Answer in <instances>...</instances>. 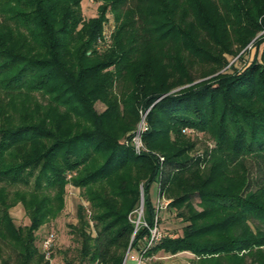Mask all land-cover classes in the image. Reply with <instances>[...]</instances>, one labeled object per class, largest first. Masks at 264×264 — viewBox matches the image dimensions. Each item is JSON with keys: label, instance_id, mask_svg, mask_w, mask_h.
Masks as SVG:
<instances>
[{"label": "trees", "instance_id": "obj_1", "mask_svg": "<svg viewBox=\"0 0 264 264\" xmlns=\"http://www.w3.org/2000/svg\"><path fill=\"white\" fill-rule=\"evenodd\" d=\"M93 1L85 19L82 0H0V242L16 264H48L36 232L64 209L70 184L91 212L78 204L70 225L80 263L123 264L150 236L157 182L184 225L145 258L187 251L191 264H264V47L261 61L193 83L264 29V0ZM138 107L150 108L142 140L164 168L122 142ZM184 128L215 141L206 169L188 157ZM18 202L24 226L9 213Z\"/></svg>", "mask_w": 264, "mask_h": 264}, {"label": "rangeland", "instance_id": "obj_2", "mask_svg": "<svg viewBox=\"0 0 264 264\" xmlns=\"http://www.w3.org/2000/svg\"><path fill=\"white\" fill-rule=\"evenodd\" d=\"M96 7L97 3L93 0H82V13L84 18H89L95 16L96 14ZM110 20L106 21L105 25H108V29L111 31L114 30L116 24L114 19H112V14L107 13L106 18ZM264 38V29L259 31L251 40L248 42L236 55H225L227 60V64L222 67L218 72L214 74L207 75L199 80H196L193 83L207 80L213 76H216L220 73H229L232 74L236 70H241L245 65L250 63L253 59H257L261 61V52L264 47V42L256 46L255 40L259 38ZM192 83V84H193ZM188 86V85H186ZM186 86L176 87L170 90L167 94L171 92H176ZM166 94V95H167ZM95 110L100 113L105 108L106 105L98 100L94 103ZM150 108L142 109L137 108V115L138 119L133 127L130 130L126 137L122 139V142H126L130 140L132 133L138 128L141 120L145 117V121L147 122V115ZM148 130V129H147ZM145 133V132H144ZM182 133L192 142H194V147L188 152V157L196 159L198 157L205 158L203 162L200 163L201 169H206L209 166L210 155L212 153V149L215 148V141L213 138L204 132L196 131L195 129H182ZM128 139V140H127ZM143 142V140H142ZM143 145L145 150L137 155L141 154H151L158 157L160 167L164 168V157L159 154L156 150L150 149L144 142ZM136 154V153H135ZM168 170H176V168L166 167ZM70 175H68V178ZM251 176H255V170H251ZM9 190H13L9 188ZM150 197L151 201L155 206V213L154 217L156 216V206L158 205H165V207L170 202V198L162 195H158V183L154 182L151 184L150 189ZM156 201L157 204H156ZM142 202V206L141 205ZM199 199L196 197L194 198V205L197 209ZM78 204H82L85 208V214L89 217L90 215V207L88 202L83 198L81 191L79 188L74 187L70 184L66 186L65 189V206L61 213L54 219L48 220L43 226L37 230L36 235L41 234V239L45 236H51V254L49 258L44 256V260L48 261V264H82L80 263V256H79V241L77 240L76 236L72 233V229L70 225H75L77 223L76 218V206ZM143 209V196L142 193L140 195V204L139 209ZM9 213L17 226H24L29 223L28 217L25 213V210L21 203H16L12 206L9 210ZM158 214L160 215L161 219L158 221V227L162 235L165 234H177L180 235L182 232V226L184 222L176 216V210L171 209L167 210L165 208L159 209ZM138 216V215H137ZM138 219V217H137ZM137 222V220H136ZM91 223V222H90ZM154 224V219H153ZM39 240L37 244L39 245ZM145 258V257H144ZM195 258L194 254L190 252H180L175 255H170L164 252H159L155 254L153 257L145 258V264H191V260ZM129 262V261H128ZM0 264H16V257L13 251L9 249V247L0 242Z\"/></svg>", "mask_w": 264, "mask_h": 264}, {"label": "built area", "instance_id": "obj_3", "mask_svg": "<svg viewBox=\"0 0 264 264\" xmlns=\"http://www.w3.org/2000/svg\"><path fill=\"white\" fill-rule=\"evenodd\" d=\"M108 27V26H107ZM105 28V31L103 33L104 35V39L106 41H108L109 36H110V32L111 30L108 28ZM148 129V125L145 121V117L142 118L138 128L132 133L130 140H128V142L130 143L134 153L138 154L141 153L145 150V147L143 145L142 142V136L144 134V132H146ZM158 201H156L157 204ZM159 203V202H158ZM166 205V204H165ZM165 205H158L156 206L157 212H156V216L154 217V224L152 227L149 228L150 231V236L149 238L146 240V243L144 246L140 247L137 251H129V249L127 250L126 254H125V259L123 264L126 263V261L130 262L131 264H145V258H144V252L150 248L151 246H153L162 236L159 227H158V210L159 209H163L165 208ZM137 217L138 220L136 222L139 223L140 222V217L142 215V209L140 208V210H137ZM142 224L144 226H147L145 222H142ZM42 251L44 252V255L46 258L50 257L51 254V236L46 237L43 242H42Z\"/></svg>", "mask_w": 264, "mask_h": 264}, {"label": "water", "instance_id": "obj_4", "mask_svg": "<svg viewBox=\"0 0 264 264\" xmlns=\"http://www.w3.org/2000/svg\"><path fill=\"white\" fill-rule=\"evenodd\" d=\"M140 206H142V202H141V205ZM138 220V219H137ZM124 259H125V257H124ZM124 262V261H123Z\"/></svg>", "mask_w": 264, "mask_h": 264}]
</instances>
